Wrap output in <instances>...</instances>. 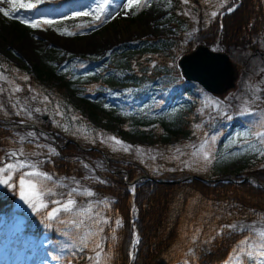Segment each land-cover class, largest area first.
Wrapping results in <instances>:
<instances>
[{"label": "rangeland", "instance_id": "374dc122", "mask_svg": "<svg viewBox=\"0 0 264 264\" xmlns=\"http://www.w3.org/2000/svg\"><path fill=\"white\" fill-rule=\"evenodd\" d=\"M180 1L175 14L170 0H140L139 5L133 3L131 7L128 0H43L35 9L14 12L12 19L0 12V119L14 115L34 120L53 129L63 140L75 141L84 148H102L118 163L137 164L147 174L239 178L264 168V139L258 136L264 132V34L259 37V49L255 52L227 50L218 39L206 44L201 37H194L198 27L207 26L236 0H199L200 7ZM0 8L13 12L7 0H0ZM81 13L88 15H78ZM25 14H30L28 21L52 20L57 29L53 24L27 30L24 25H15ZM65 31L76 34H60ZM143 42L159 47L166 42V46L161 49L163 54L147 60V73L151 77L141 84L113 86L101 80H89L77 92H58L55 81L46 86L37 82L41 100L35 107L30 105L33 99L25 98L22 102L18 97L29 84L34 67L61 69L71 63L78 64L81 70L98 73L99 68L105 69L114 52L137 50ZM169 43L178 45L180 52L172 53L173 47L168 50ZM187 43L190 45L186 49ZM199 44L214 52H225L240 68L237 88L223 98L213 97L181 77L177 67L179 58ZM123 75L122 71L115 74ZM83 92L92 98L99 95L106 103L119 105L122 111L133 114H161L173 106H182L188 122L184 127L186 132L168 138L163 128L150 126L143 136L132 132L122 134L112 124L96 122L83 114L78 106V95ZM50 104L51 116L45 111ZM113 137L121 143L116 144ZM15 138L20 144L19 135ZM31 151L36 155L33 160L19 156L18 151V157L12 159H28L36 170L51 176V180L24 177L35 179L42 186V200L47 207L34 210L20 199L21 174L33 169L10 170L12 186L0 184V192L13 197L10 221L0 216V264H111L116 231L121 223L112 214L111 193L96 191V183L101 181L96 173L105 167L103 158L80 154L79 159L73 158L79 170L65 175L56 171L54 159H48L47 167L40 165L56 152L50 143L42 141ZM12 161L8 164L16 163ZM88 192L93 195H87ZM69 198L76 202L73 211L61 210L50 220L49 212L60 207L54 201L63 203ZM73 220L78 227L73 225ZM239 227L247 234L222 264H264V258L257 252L264 243L261 234L264 217ZM197 235L194 232L192 239ZM97 242L101 248H96Z\"/></svg>", "mask_w": 264, "mask_h": 264}, {"label": "trees", "instance_id": "16d2710c", "mask_svg": "<svg viewBox=\"0 0 264 264\" xmlns=\"http://www.w3.org/2000/svg\"><path fill=\"white\" fill-rule=\"evenodd\" d=\"M187 1L191 5L200 7L199 0ZM170 2L175 14L180 8L181 1L170 0ZM14 23L17 26L23 25L17 21ZM54 25L57 29V24ZM24 28L27 30L29 27L25 25ZM263 34L264 0H240L237 9L224 16L221 24L219 17H215L207 26H199L194 37H201L206 44L218 39L227 50L248 53L259 49V37ZM160 45L159 47V45L143 42L140 48L134 51L130 49L120 51V49L110 56L106 68H99L98 73L80 70L77 65H67L61 69L34 67L29 84L23 87L18 97L22 102L25 98L33 99L30 105L35 107L41 100L37 89L39 84L46 86L54 81L57 82L55 88L58 92L62 90L77 92L80 86L89 80H101L103 84L113 86L127 83L141 84L151 77V73L148 74L147 60L153 59L155 54L164 53L161 49L166 46V42ZM189 45L190 43H187L186 49ZM171 47L175 49L172 53L180 52L178 45L169 43L168 50ZM0 60H2L1 57ZM118 71H122L125 75L116 77L115 74ZM78 102L83 114H87L96 122L103 120L112 124L113 129L117 128L122 134L132 132L143 136L146 134V128L152 126L163 128L168 138L177 137L178 134L186 132L184 127L188 124L182 106H173L161 114H133L122 111L119 105L113 106L101 97L92 98L84 92L78 95ZM20 104L25 106L23 103ZM45 111L51 116L52 104L48 105ZM8 119L17 123L30 120L14 115ZM35 124L47 131L53 130L48 126L39 125L36 122ZM16 135H19V140L21 139L20 144L16 142ZM56 139L61 145L64 143L60 136ZM42 141L53 146L46 135L33 130L0 128V161L5 159L12 150H22L34 158L36 155H32L31 150ZM10 144L12 146H9ZM86 148H93V146ZM100 149L109 158L112 170L126 172L129 181L145 172L137 164L118 163L108 152ZM80 154L101 157L98 151H82L74 144L68 143L64 149L56 150L54 154L45 158L46 160L40 162V165L47 167L50 163L48 159H54L52 162L56 171L70 175L79 170L73 158L79 159ZM6 162L8 163V160ZM248 174L264 185V168L255 169ZM148 175L165 181L178 179L171 176L173 174ZM96 176L101 179L96 183V191L111 193V211L121 223L116 231L111 264H184L187 261L192 264H221L247 234L239 226L259 216L264 217V188L253 183L204 184L198 180H192L167 184L141 181L135 185V191L131 195L129 188L124 184L123 173H110L104 167L102 172L97 171ZM240 178L241 176L237 179ZM131 197H133L136 212L131 211ZM12 201L11 195L0 192V214L9 217ZM134 231L138 234V242L135 245H133ZM194 232H198V235L192 239ZM107 233L108 229L104 232L103 238L107 236Z\"/></svg>", "mask_w": 264, "mask_h": 264}, {"label": "water", "instance_id": "95a60500", "mask_svg": "<svg viewBox=\"0 0 264 264\" xmlns=\"http://www.w3.org/2000/svg\"><path fill=\"white\" fill-rule=\"evenodd\" d=\"M238 3L234 4L230 9L224 11L220 16V22L223 16L232 13L238 6ZM178 69L181 77L186 82H192L199 85L205 92L216 98H223L230 92L237 88V82L239 80L241 71L238 65L233 63L225 52H214L211 51L205 45H196L193 50L188 54H184L180 57L177 62ZM45 120L46 117L44 116ZM33 128L32 125H26ZM50 136V134H48ZM81 148L80 145L76 144ZM88 150V149H87ZM107 168H109V161L105 158ZM143 180H148L158 183L176 184L179 182H188L191 180H198L202 183H245L252 180L259 187L264 188V185L260 183L255 177H244L241 180H236L234 176L228 178H217V179H205L195 175L184 176L176 180L169 182L154 179L149 177L147 174H142L135 177L131 182H126V185L132 188ZM132 209L136 210L133 199ZM137 232L135 231L134 238L137 239Z\"/></svg>", "mask_w": 264, "mask_h": 264}, {"label": "snow or ice", "instance_id": "6c2138e0", "mask_svg": "<svg viewBox=\"0 0 264 264\" xmlns=\"http://www.w3.org/2000/svg\"><path fill=\"white\" fill-rule=\"evenodd\" d=\"M7 2L9 4L12 5L13 8V12L10 13L9 11L0 8V12L3 13V15L5 17H8L9 19L15 18L13 13L18 11L19 9H35L37 8V6L40 3H43V0H7ZM185 2H187V0H185ZM133 3L139 5L140 4V0H128V5L129 7H131L133 5ZM145 6H147L145 4ZM101 8L104 7V5H100ZM78 15H88V13H81ZM212 16H216V13L213 12ZM97 19H99V16L96 17ZM21 23H26L28 25V27L30 28H38L41 25H52L54 23V21L52 20H42V21H28V20H24L21 19L20 20ZM61 35H68V36H72L75 35V32H71V31H65V32H61ZM17 91H19V89H17ZM31 135V133L29 134ZM258 136L262 139H264V132L258 133ZM113 140H115V138H111ZM116 144H120L121 142L119 140H115ZM125 151H127L128 149L125 148ZM264 154V153H262ZM12 157H18V154L16 152H12L10 154ZM19 155H23V153H19ZM205 159H207V157H205ZM23 168H32L33 170L30 172H25L21 174V177L19 179V185H20V199L22 201H24L26 204L29 205V207H32L34 210H38L39 208H46L47 204L43 203L42 200V196H43V188L42 186H40L37 183V180L35 179H28L25 180V176L27 177H35V178H43L45 180H51V176L47 175L46 173L40 172L38 170H36V166L33 164H29L27 161H21L17 158L16 163L15 164H7L4 168H0V174L3 173H7V175H0V184H9V181H11L13 179L11 171L12 169H23ZM9 186L11 187L12 185L9 184ZM50 191V190H49ZM73 192L75 191V189L72 190ZM87 195L92 196L93 193L88 192ZM69 197H71V193H69ZM54 203H58L60 204L59 208L53 209L52 211L49 212L48 214V218L50 220L55 219L57 214L62 210L65 213H71L75 207L76 202L69 198L67 199L65 202L60 203L59 201H54ZM104 223H107L106 220L103 221ZM73 225L75 226H79L77 225L76 221L73 220L72 221ZM80 223H83V221H80ZM97 223H100V221H97ZM117 224H119V221H117ZM235 227V226H232ZM100 231H102V229H100ZM262 235H264V232L261 233ZM138 242V241H137ZM243 244L247 245V241H243ZM85 247L87 246L86 244L84 245ZM96 248H101V244L99 242L96 243ZM240 251H244L243 249H241ZM257 252L259 254L260 257L264 258V243H262L260 245V248L257 249ZM248 255H251V252L247 253ZM97 256H99V252H97Z\"/></svg>", "mask_w": 264, "mask_h": 264}]
</instances>
